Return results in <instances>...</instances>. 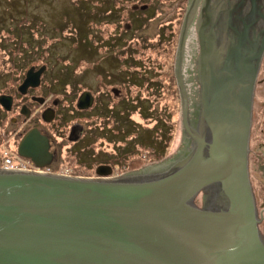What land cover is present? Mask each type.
Returning <instances> with one entry per match:
<instances>
[{
    "label": "water",
    "instance_id": "water-1",
    "mask_svg": "<svg viewBox=\"0 0 264 264\" xmlns=\"http://www.w3.org/2000/svg\"><path fill=\"white\" fill-rule=\"evenodd\" d=\"M263 56L264 0H190L175 65L178 153L117 177L103 176L108 166L99 178L0 168V264H264L248 168ZM197 59L202 110L193 129ZM46 68L31 66L21 92L39 86ZM47 143L30 131L20 153L44 167Z\"/></svg>",
    "mask_w": 264,
    "mask_h": 264
},
{
    "label": "rangeland",
    "instance_id": "rangeland-1",
    "mask_svg": "<svg viewBox=\"0 0 264 264\" xmlns=\"http://www.w3.org/2000/svg\"><path fill=\"white\" fill-rule=\"evenodd\" d=\"M189 1L0 0V93L16 90L18 79L23 83L32 65L39 69L47 64L35 91L52 101L59 97L70 103L64 107L63 101L59 102V126L43 125L54 129L61 155L51 167L42 169L96 175L99 165L110 164L112 172L105 176L117 177L178 153L182 129L175 65ZM112 4L117 5L118 11L110 21L87 18L91 10L99 13ZM138 12L149 16L143 24L135 20ZM22 27L31 34L35 30L37 42L31 36L20 37ZM81 27L85 29L82 34ZM76 28L79 38L75 36ZM75 41L88 47L91 54ZM132 56L135 61H131ZM66 67L71 69L69 83L63 82L62 70ZM113 88L123 92V101L113 96ZM84 90L100 94L106 104L123 102L124 109L116 106V119L110 117V112L99 118L94 110L78 113L75 102ZM76 121L95 133L87 138L91 147L84 156L72 153L70 144L61 136ZM107 135L109 140L104 138ZM121 137L122 143L118 142ZM114 139L116 152L111 149ZM99 148L100 156L96 154ZM88 157L91 163L86 164ZM200 203L201 197L196 200L198 207Z\"/></svg>",
    "mask_w": 264,
    "mask_h": 264
},
{
    "label": "flooded vegetation",
    "instance_id": "flooded-vegetation-1",
    "mask_svg": "<svg viewBox=\"0 0 264 264\" xmlns=\"http://www.w3.org/2000/svg\"><path fill=\"white\" fill-rule=\"evenodd\" d=\"M144 6L147 7V5ZM44 65L47 66V64ZM196 74V85L198 87V92L196 90V93L190 96V118L191 124L193 125V129H196V126H198L199 124L201 114L200 112L202 110L201 86L198 75V59L196 62ZM24 80L25 78L23 79V82ZM19 81L20 78L18 79V83L16 84V90L11 92L7 91L0 93V97H9L6 100L7 106L0 101V168L5 169L4 166L9 165L12 166L13 169H15L14 171H33L40 169L30 155L27 156L20 153V144L23 138L30 131L36 130L38 133L48 139V143L45 148V153L47 155L45 160H49L50 164L42 167L45 169L46 167H51V165H53V163L57 161L61 153L56 139V134L54 133V129L51 127L47 128L43 125L46 124L52 126L54 123H56L59 126V122H62V118L60 117L61 106L59 102L63 101L64 107L70 106V103L66 104L64 100H61L59 97L52 101L50 100L49 96H45L44 94L38 93L37 91H35L36 87L32 86L28 87L26 92H21L20 86L22 83H19ZM87 91L91 93L92 100H87L85 102L82 101L81 105H79L80 97L84 92ZM112 91L114 93L113 96H119L122 101L125 99L121 90L113 88ZM109 94L110 93H108V95ZM108 95H106V97ZM118 105L119 103H115L114 101L111 103V105L106 104V102L100 98V94L94 93L90 90L82 91V93L77 97L75 102V107L78 113L87 114L89 113V111L91 112L92 110H94V115H96L97 118H99L100 116L102 117L104 114H106L104 112H110V117L112 119H116L117 115L115 114L118 113V111L116 110ZM123 105L124 103L121 102L119 108H123ZM50 118L51 120H48ZM105 126H100V128L105 129ZM123 130L126 131L127 129L124 128ZM114 131L118 132L119 129H114ZM93 134L95 133L91 132V129H89V127H86L84 123L76 121L75 124L72 125L68 133H66L65 135L61 134V136L64 140H66L65 143L70 144L69 146L71 148L72 153H75L76 155H83L85 154L84 152L89 150V148L91 147V145L88 144L89 141L87 140V138L93 136ZM104 138L106 140H109L108 135ZM118 142H124L122 137L119 138ZM111 143L113 144L111 148L112 152H116L114 151L115 145L117 144L116 139L112 140ZM100 148L96 153L98 156L101 155ZM28 151L29 154L35 153V148L28 147ZM102 154L104 155V153ZM4 157H6V159H4ZM85 163H91L90 157L86 159ZM108 165L107 166L111 168V165ZM101 166L103 165H99L98 167ZM248 168L250 183L256 203L258 227L261 238L264 240V56L260 66L254 92L252 122L249 138ZM96 175H92V173H89L88 175L78 174V176H75L84 178L102 177V175ZM204 194L205 192H201L196 199L198 202L201 197V207L203 206Z\"/></svg>",
    "mask_w": 264,
    "mask_h": 264
},
{
    "label": "trees",
    "instance_id": "trees-1",
    "mask_svg": "<svg viewBox=\"0 0 264 264\" xmlns=\"http://www.w3.org/2000/svg\"><path fill=\"white\" fill-rule=\"evenodd\" d=\"M115 2H117V0H114ZM116 11H118V9H117V5L116 4H112L111 6H110V8H105V10H103V11H99V13H96V11L95 10H91L90 11V13H88L87 14V18H90V20L91 21H102V20H109L110 21V17L112 16V15H115L117 12ZM136 11V10H135ZM136 14H138L137 16V18L135 19V20H140L141 22H142V24H143V22H145L146 21V19H148V15H146L145 17L143 16V13L142 12H138V13H136ZM135 14V15H136ZM20 28V27H19ZM81 30H80V33L82 34V33H84L83 31H85V29L84 28H80ZM22 32H21V36L20 37H23L24 35H26V36H31V37H33V38H35L34 36H35V30H33V34H31V33H27L26 32V30L27 29H24L23 27H22ZM83 30V31H82ZM76 31H77V33L75 34V36L77 37V38H79L80 37V33H79V30L76 28ZM37 32V31H36ZM85 38V37H84ZM36 39V38H35ZM28 43H29V40L27 39L26 40ZM36 42H37V39H36ZM76 42V41H75ZM78 43V44H77ZM30 44V43H29ZM76 44L77 45H79V46H81L83 49H84V51L86 52V53H88V54H91L90 52H89V50H88V47H86L85 45H80V43L79 42H76ZM31 45V44H30ZM34 50V49H33ZM32 50V51H33ZM36 54L38 55V52L36 51ZM36 56V55H35ZM34 56H32V57H30L29 56V59H34L33 58ZM134 56H132L131 57V61H135L136 60V58H135V60L134 59H132ZM62 72H63V75H64V77H63V82L64 83H69L70 81H71V79H70V77L69 76H71V69L70 68H68V67H66V68H64L63 70H62ZM137 138H138V136H137ZM136 138V139H137ZM138 140V139H137ZM140 141V140H139ZM183 148V146L181 147V149ZM166 151V150H165ZM162 157H165V153H164V155H162ZM166 158L167 157H165V159L164 160H166ZM168 159V158H167Z\"/></svg>",
    "mask_w": 264,
    "mask_h": 264
},
{
    "label": "built area",
    "instance_id": "built-area-1",
    "mask_svg": "<svg viewBox=\"0 0 264 264\" xmlns=\"http://www.w3.org/2000/svg\"><path fill=\"white\" fill-rule=\"evenodd\" d=\"M4 168H5V169H8V170H15V169L12 168V166H9V165L4 166ZM37 170H40V171H43V172H48V171H49V170H46V171H45L44 169H43V170H42V169H37Z\"/></svg>",
    "mask_w": 264,
    "mask_h": 264
}]
</instances>
